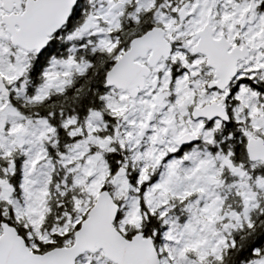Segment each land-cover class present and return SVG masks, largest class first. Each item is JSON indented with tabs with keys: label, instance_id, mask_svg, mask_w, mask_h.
<instances>
[{
	"label": "snow or ice",
	"instance_id": "1",
	"mask_svg": "<svg viewBox=\"0 0 264 264\" xmlns=\"http://www.w3.org/2000/svg\"><path fill=\"white\" fill-rule=\"evenodd\" d=\"M0 264H264V0H0Z\"/></svg>",
	"mask_w": 264,
	"mask_h": 264
}]
</instances>
